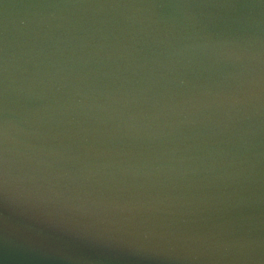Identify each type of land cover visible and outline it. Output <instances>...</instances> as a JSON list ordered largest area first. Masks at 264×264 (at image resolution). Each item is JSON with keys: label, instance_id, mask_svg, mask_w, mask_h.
Returning <instances> with one entry per match:
<instances>
[{"label": "water", "instance_id": "obj_1", "mask_svg": "<svg viewBox=\"0 0 264 264\" xmlns=\"http://www.w3.org/2000/svg\"><path fill=\"white\" fill-rule=\"evenodd\" d=\"M0 264H264V0H0Z\"/></svg>", "mask_w": 264, "mask_h": 264}]
</instances>
